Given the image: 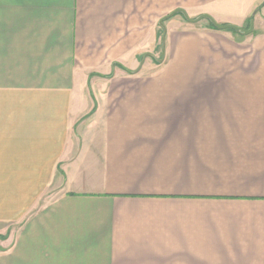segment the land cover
<instances>
[{
    "label": "crops",
    "instance_id": "0c3cea01",
    "mask_svg": "<svg viewBox=\"0 0 264 264\" xmlns=\"http://www.w3.org/2000/svg\"><path fill=\"white\" fill-rule=\"evenodd\" d=\"M243 1L185 12L248 36L172 0H0L7 106L29 97L0 207L29 177L31 208L0 264H264V0Z\"/></svg>",
    "mask_w": 264,
    "mask_h": 264
},
{
    "label": "rangeland",
    "instance_id": "374dc122",
    "mask_svg": "<svg viewBox=\"0 0 264 264\" xmlns=\"http://www.w3.org/2000/svg\"><path fill=\"white\" fill-rule=\"evenodd\" d=\"M254 1L255 0H244L243 1L245 4L244 7L248 8L249 5L253 3ZM195 5H199V0H172L173 12L178 9H182L186 11V9H188L191 6H195ZM174 17H177V16H174ZM190 20H195V19H190ZM203 23H208V21H203ZM233 26H236V25H233ZM148 61L149 62L152 61V58H148ZM3 75L4 73L1 71L0 72V161L3 158L2 148L4 147L7 148L11 146V144H8L7 142L8 141L7 137L21 136L23 134V131L26 134V131L24 130L23 127L21 128L18 127L21 125V122L23 119L22 118L23 109L21 110V106L23 105L20 103V99L22 98L24 100H29V97L24 95V93L23 94L19 93V95L18 93H16L15 102L12 103L13 105L12 108L7 106L6 91L8 90V87L5 84L6 82L4 78H1ZM18 148H20V146H18ZM1 178L2 177H0V179ZM23 178L26 179L25 185L24 187H19V180ZM34 179H38L35 185H39L42 183V179L40 177L34 178ZM12 181L15 182V185L13 183V189L11 191V194L7 198L8 200L7 202L11 203V206L8 209H3L2 207H0V258L4 257L3 253L6 252L10 248V247L8 248L9 242L11 241L13 243L12 239L9 240L8 238V240L3 241L2 237H4L5 235H8V233H9L10 238L13 235H16L18 232L20 223H21L22 216L31 210V208L29 207L30 201L23 200L24 197L22 195L23 193H25L24 190H25V187H27L26 184L29 183L28 181H30L29 177L28 179L27 177H12ZM41 191L43 192V189H41ZM9 210H10V213H9ZM0 261L2 262L1 259Z\"/></svg>",
    "mask_w": 264,
    "mask_h": 264
},
{
    "label": "water",
    "instance_id": "95a60500",
    "mask_svg": "<svg viewBox=\"0 0 264 264\" xmlns=\"http://www.w3.org/2000/svg\"><path fill=\"white\" fill-rule=\"evenodd\" d=\"M175 15H182L187 21H189L191 23H198L200 21L207 20L208 22H210L213 25V27L215 29H217L219 31H233L235 33H238V34H241V35H244V36L251 35L253 33V31H254V23H253V21L251 22L249 29H243V28H240V27H237V26H233V25H225V26L219 25L209 15H202V16L198 17L195 20H190L188 18V16H187V13L184 10H182V9L175 10L171 14V16H175ZM163 22H164V20H162L160 24L163 25Z\"/></svg>",
    "mask_w": 264,
    "mask_h": 264
},
{
    "label": "trees",
    "instance_id": "16d2710c",
    "mask_svg": "<svg viewBox=\"0 0 264 264\" xmlns=\"http://www.w3.org/2000/svg\"><path fill=\"white\" fill-rule=\"evenodd\" d=\"M112 76H110L109 78H111ZM3 238V241H6V240H8V238H9V233H8V235H5L4 237H2Z\"/></svg>",
    "mask_w": 264,
    "mask_h": 264
}]
</instances>
